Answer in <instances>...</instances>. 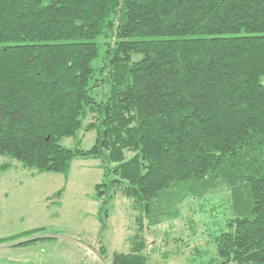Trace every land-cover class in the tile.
<instances>
[{
	"label": "trees",
	"instance_id": "trees-1",
	"mask_svg": "<svg viewBox=\"0 0 264 264\" xmlns=\"http://www.w3.org/2000/svg\"><path fill=\"white\" fill-rule=\"evenodd\" d=\"M82 128L90 149L60 143ZM0 155L114 163L132 218L111 264H149L145 230L212 191L230 213L216 254L264 264V0H0Z\"/></svg>",
	"mask_w": 264,
	"mask_h": 264
},
{
	"label": "rangeland",
	"instance_id": "rangeland-1",
	"mask_svg": "<svg viewBox=\"0 0 264 264\" xmlns=\"http://www.w3.org/2000/svg\"><path fill=\"white\" fill-rule=\"evenodd\" d=\"M95 139V130L82 128L76 137H64L60 143L88 150ZM5 164L9 167H0V239L41 230L0 241V264H111L114 252L127 251L130 200L111 184L116 177L114 163L77 157L67 175L40 173L0 155V166ZM102 183L106 186L99 194L96 185ZM62 187L57 198L55 193ZM229 214L225 191L185 201L178 218L145 230L149 264H234L216 254L213 242ZM34 238L38 240L17 244ZM101 246L105 255H99Z\"/></svg>",
	"mask_w": 264,
	"mask_h": 264
},
{
	"label": "crops",
	"instance_id": "crops-1",
	"mask_svg": "<svg viewBox=\"0 0 264 264\" xmlns=\"http://www.w3.org/2000/svg\"><path fill=\"white\" fill-rule=\"evenodd\" d=\"M23 241H25V240H20V241H19V243H17V244H19V245H20V244H21V242H23Z\"/></svg>",
	"mask_w": 264,
	"mask_h": 264
}]
</instances>
